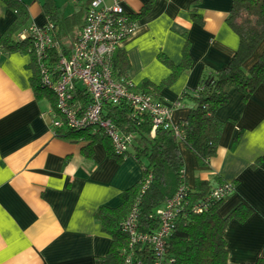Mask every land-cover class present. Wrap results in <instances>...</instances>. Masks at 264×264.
<instances>
[{
	"label": "crops",
	"instance_id": "1",
	"mask_svg": "<svg viewBox=\"0 0 264 264\" xmlns=\"http://www.w3.org/2000/svg\"><path fill=\"white\" fill-rule=\"evenodd\" d=\"M22 1L27 26L49 21L41 8L44 0ZM51 1L61 17L80 14L83 20L90 0H69L68 15L57 0ZM103 1L120 5L133 18L134 28L118 50L127 56L126 74L134 86L167 78L170 70L159 56L178 65L188 42L191 66L159 91L176 126L193 107L183 92L192 95L202 73L224 68L237 50L238 39L225 22L231 0H155L141 17L137 14L148 0ZM14 17L0 0V37ZM262 53L264 39L244 66L249 68ZM31 60L29 54L0 48V264H102L111 238L94 214L120 206L122 192L141 180V168L132 157L122 162L110 158L101 144L87 157L84 143L56 137L52 108L35 97L30 84ZM227 94L229 101L215 112L223 123L215 156L200 166L183 144L179 151L189 188L198 179L212 187L233 184L221 216L239 205L251 209L245 221L232 219L224 230L228 262L248 264L264 257V85L246 96L229 86Z\"/></svg>",
	"mask_w": 264,
	"mask_h": 264
},
{
	"label": "trees",
	"instance_id": "2",
	"mask_svg": "<svg viewBox=\"0 0 264 264\" xmlns=\"http://www.w3.org/2000/svg\"><path fill=\"white\" fill-rule=\"evenodd\" d=\"M154 1L148 0L141 7L137 17L149 12ZM198 1L200 0L196 2ZM3 2L15 17L0 37V48L7 54L20 52L32 56L29 68L32 72L30 84L33 93L37 99H49V104L54 109L56 99L53 92L43 84L36 63L34 43L30 38L21 40L19 37V33L29 26L27 7L22 0ZM41 8L48 17L47 23L54 27L52 36L57 43V48L47 51L49 53L47 67L52 70L58 54L67 55L70 52L81 32L85 17L83 20L80 14L61 17L51 0H44ZM192 17L199 20L195 14ZM225 22L238 39L237 50L224 68L202 73L198 85L192 90V95L183 92L182 96H188L193 102V107L186 119L176 125L178 135L174 130L162 126L152 132L150 114L140 112L126 101L118 104L105 102L101 112L102 116L109 119L121 133L132 136L130 145L122 154L113 152L109 138L97 128L73 130L61 126L53 129L56 137L65 138L72 143H84L82 152L87 157L91 155L94 145L102 143L110 158L122 162L126 157H132L141 168V180L122 192L120 206L102 207L94 214L101 225V230L111 238L102 264H126V257L129 255L131 264L137 262L153 264L152 245H131L121 223L134 211L138 232L147 234L156 232L160 228L156 210L163 208L168 200L175 197L180 188H183L180 192L181 199L174 210L172 227L165 237L164 259L171 260L166 264H231L227 260L224 230L232 219L245 221L250 216L251 209L239 205L227 216H221L219 209L226 198L216 200L209 197L211 189L218 185L208 186L207 181L198 179L195 187L189 188L179 151V145L183 144L194 153L200 166H206L215 156L222 134L223 123L216 118L215 112L229 101L227 88L235 86L246 96L264 85V53L260 54L249 68L244 66V62L253 55L264 39V0H231V8ZM74 28H77L78 34L71 46L62 44L61 35ZM188 48L189 44L185 41L182 59L178 65L162 55L159 56L161 62L170 70L167 78L157 84L143 80L137 86L132 85L131 91L148 94L154 100L162 102L159 91L175 83L181 73L191 66ZM129 66L126 54L117 49L112 59L114 78L126 83L129 80L126 74ZM74 100L83 108L91 102V98L81 88L76 89ZM197 208L200 211H197ZM248 264H264V257Z\"/></svg>",
	"mask_w": 264,
	"mask_h": 264
},
{
	"label": "built area",
	"instance_id": "3",
	"mask_svg": "<svg viewBox=\"0 0 264 264\" xmlns=\"http://www.w3.org/2000/svg\"><path fill=\"white\" fill-rule=\"evenodd\" d=\"M53 28L50 23L40 27L32 25L19 33L21 40L30 38L33 41L36 63L43 84L55 96V108L49 112L53 129L61 126L73 130L97 128L109 138L113 152L122 154L130 145L132 136L121 133L109 119L102 116L101 112L105 102L118 104L126 101L140 112L150 114L152 132L162 126L174 130L178 135L176 126L171 123V107L154 100L148 94L131 91L133 84L130 80L123 83L112 74L113 56L134 28L133 19L120 5L107 6L103 0H90L86 7L83 27L70 52L67 55L59 53L53 69L50 70L47 67L49 59L47 51L57 48L52 36ZM77 88L83 89L91 98L90 104L85 108L74 100ZM182 189H178L175 197L168 200L163 208L156 210L155 214L160 221V228L156 232L149 234L138 232L134 211L121 223L131 245H152L153 264L171 262L164 259L165 237L172 227L174 210L181 199ZM232 192L233 184L224 182L212 188L209 197L222 200ZM197 211L200 209L197 208ZM126 264H131L130 255L126 257Z\"/></svg>",
	"mask_w": 264,
	"mask_h": 264
},
{
	"label": "rangeland",
	"instance_id": "4",
	"mask_svg": "<svg viewBox=\"0 0 264 264\" xmlns=\"http://www.w3.org/2000/svg\"><path fill=\"white\" fill-rule=\"evenodd\" d=\"M57 3H58V5L61 6V8H62V10L64 11L65 14L68 15V13H71L70 9H71L72 5L70 6V1L69 0H57ZM75 34L76 35L78 34L77 28H74L70 32H68V33H66L64 35H61L60 42L62 44H65V45L70 47L71 44H72V40H73ZM77 84L80 85L79 83H77ZM50 96H52V94ZM45 100H46V104L49 103V101H48L49 99L48 100L45 99ZM97 144H101L103 146L102 143H97Z\"/></svg>",
	"mask_w": 264,
	"mask_h": 264
}]
</instances>
